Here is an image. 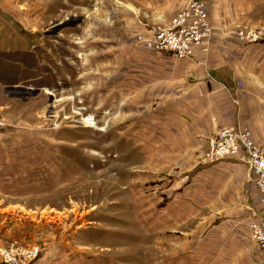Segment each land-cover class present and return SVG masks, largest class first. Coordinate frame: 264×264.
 Here are the masks:
<instances>
[{"label": "rangeland", "instance_id": "obj_1", "mask_svg": "<svg viewBox=\"0 0 264 264\" xmlns=\"http://www.w3.org/2000/svg\"><path fill=\"white\" fill-rule=\"evenodd\" d=\"M184 1L0 0L1 245H38V259L47 254L58 264L262 259L251 232L264 226L259 196L255 213L237 224L236 243L230 234L228 245L200 250V241L221 234L200 231L198 215L185 212L184 167L194 160L166 145L154 153L156 131L166 133L154 68L165 62L139 35L170 22ZM218 4L221 32L240 45L264 41V0ZM250 30L261 40L240 39ZM208 152L196 158L209 162Z\"/></svg>", "mask_w": 264, "mask_h": 264}, {"label": "crops", "instance_id": "obj_2", "mask_svg": "<svg viewBox=\"0 0 264 264\" xmlns=\"http://www.w3.org/2000/svg\"><path fill=\"white\" fill-rule=\"evenodd\" d=\"M206 1L214 26L208 52H199L187 59H178L170 52L157 53L165 63L154 68V91L164 97V104L160 101L157 104L159 126L162 130L166 127L165 135L159 133V128L155 133L154 153L157 149L158 154H164L163 145H166L168 152L191 155L195 162H191L189 169L184 167V171L189 170L183 189V201L189 203L185 212L190 216L198 215L200 231L214 226L217 228L214 232L221 234L220 241H200V250L207 249L206 245H228L226 236L230 234L232 242L236 243L237 224L249 220L255 213L259 192L250 186L253 176L250 165L240 157L210 163L198 160L196 155L209 150L210 140L224 126L251 129L256 142L264 147V41L240 45L234 34L221 32L218 27L226 20L215 26L213 19L219 0ZM161 18L168 20L170 16ZM156 59L154 57V61ZM178 61V66L169 64ZM237 81H241V85ZM257 214L264 220V211ZM235 243L230 245H237ZM194 262L248 264L238 257L218 255L209 259L199 257ZM36 264L58 262L46 254ZM75 264L97 263L77 259Z\"/></svg>", "mask_w": 264, "mask_h": 264}, {"label": "built area", "instance_id": "obj_3", "mask_svg": "<svg viewBox=\"0 0 264 264\" xmlns=\"http://www.w3.org/2000/svg\"><path fill=\"white\" fill-rule=\"evenodd\" d=\"M213 32L207 1L185 0L169 23L151 31L149 35H139V41L154 53L170 52L178 59H187L199 52H208ZM239 37L244 42H255L261 40L262 33L240 31ZM237 84L241 85V81H237ZM206 157L210 163L236 157L246 161L253 175L250 186L258 190L259 201L264 205V148L258 145L249 128L222 127L211 140ZM251 232L262 253V259L255 264H264V226L254 223ZM40 253V247L35 244H0V261L4 264H35Z\"/></svg>", "mask_w": 264, "mask_h": 264}, {"label": "bare ground", "instance_id": "obj_4", "mask_svg": "<svg viewBox=\"0 0 264 264\" xmlns=\"http://www.w3.org/2000/svg\"><path fill=\"white\" fill-rule=\"evenodd\" d=\"M88 118V117H87ZM88 119H91L92 120V118L91 117H89ZM93 121V120H92ZM88 123H90V122H88Z\"/></svg>", "mask_w": 264, "mask_h": 264}]
</instances>
